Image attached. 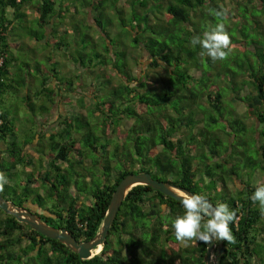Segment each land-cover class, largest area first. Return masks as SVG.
Masks as SVG:
<instances>
[{"label":"trees","instance_id":"obj_1","mask_svg":"<svg viewBox=\"0 0 264 264\" xmlns=\"http://www.w3.org/2000/svg\"><path fill=\"white\" fill-rule=\"evenodd\" d=\"M105 1L88 0L85 4L90 10L99 11L97 15L92 11L96 26L95 18L107 12ZM110 1L115 12L112 21L107 22L110 27H116L115 23L120 26L123 40L114 45L107 36L109 26L104 31L98 25L103 47L92 46L78 59L73 58L77 69L90 74L84 87L90 85L94 90L87 95L86 90L71 87L72 78L58 73L53 64H36L37 71L32 75L26 64L12 65L11 55H6L11 46L17 45L15 39L12 40L15 43L10 41L16 29L11 22L20 16L33 14L32 20L38 27L51 24L49 34L43 39L47 45L57 48L64 44L69 29L62 24L57 28L52 21L55 17L62 20L72 9L69 4L73 6L74 0H0V94L11 87L13 92H22L18 94L30 113L35 115V107L39 109L34 118L30 114L36 125L30 138L17 139L20 124L14 121L8 105L0 107V172L8 179L0 195L37 214L47 224L64 227L81 241L90 239L97 231L119 179L128 172L145 171L154 179L206 195L215 205L226 203L236 211L237 220L230 225L236 242L214 241V262L211 264H264L263 212L250 198L261 183L251 186L247 183L249 177L243 179V175H233L238 167L234 158H243L246 163L248 160L241 149L233 151L229 142L232 141L230 126H224L221 138L226 143L220 151L212 145L208 147V153L214 156L212 163L206 162L207 158L200 159V151L197 153V144L202 147L208 145L209 139L214 141L209 138L210 132L199 128L198 123L206 119V108L218 111L222 103L220 86L224 84L234 99L243 98L249 116L254 118L256 142L250 163H256L264 171V142L260 138L264 136L262 48L258 47L260 53L255 56L245 55L237 66L232 67L228 64L239 60L238 55H232L247 51L244 46L251 44L253 47L254 41L231 38L235 54L216 62L202 56L199 46L191 45L195 32L189 16H194L196 11L200 14V9L211 18L212 10L226 9L227 13H232L231 7L225 8L223 0H122L120 6L116 5L117 0ZM163 1H166L162 5L167 26L158 28L156 23L150 22L153 17L148 5L157 4V9L158 3ZM257 1L264 7V0ZM55 3L58 9L54 8ZM241 3L237 0L232 6L240 23L244 18V14L238 12ZM262 7L260 11L264 10ZM123 14L128 16L127 22ZM77 20L79 26L71 32L82 33L85 38V24ZM213 24L200 30L201 35L215 27ZM59 31L63 36L57 35ZM126 34L140 50L139 56L147 53L144 63L147 67H140L139 74H132L129 69L130 49L125 41L128 40ZM69 41L72 44L74 40L70 37ZM252 53H255V47ZM143 62L144 59H139L140 64ZM191 67L199 71L196 77L190 73ZM158 68L163 69L161 73ZM35 73L41 78L34 80ZM75 75L80 82L83 80ZM66 79L71 86L62 93L60 88ZM147 79L151 80L147 82ZM244 85L247 93L237 98ZM202 96L206 103H202ZM35 102L38 103L35 105ZM198 112L200 114L194 118ZM128 118L130 124L122 128V120ZM207 118L210 122L216 119L212 114ZM32 124L29 123V129ZM232 156V162H224ZM223 163L226 168H222ZM214 169L217 174L213 173ZM111 170L116 171L112 178L109 177ZM23 171H27L23 179H12ZM233 177L240 185L235 186L233 195L225 196L230 191L226 180ZM204 186L207 188L203 189ZM82 194L88 195V202L78 201ZM32 196L36 206L32 204L34 201L31 202ZM183 212L181 201L147 184H134L121 200L99 251L79 259L76 252L57 239L40 234L0 209V264H204V242H193L185 247L175 239L171 222ZM145 240L150 245L143 247ZM219 246H222L220 253L217 252ZM140 254H144L143 258Z\"/></svg>","mask_w":264,"mask_h":264},{"label":"rangeland","instance_id":"obj_2","mask_svg":"<svg viewBox=\"0 0 264 264\" xmlns=\"http://www.w3.org/2000/svg\"><path fill=\"white\" fill-rule=\"evenodd\" d=\"M91 1L92 0H90V2ZM96 1L97 0H94V2ZM98 1H102V0H98ZM235 1L237 0H223L225 8L231 7L232 13L228 12L227 16L222 21L220 17L215 15L217 10L216 11L212 10L213 12L212 18L211 16H205L204 14H202L201 12L202 9H200V14H198V12L196 11L194 12V16H189L190 21L193 23L191 26L195 32V33H192L193 36L201 35V31L205 30L206 27L213 22H214L213 25H216L218 22H223L226 25V30L228 34L230 35V38H232L233 40L245 41L247 39V41H249L250 43H251V40L255 42L253 45V47H255V53H252L253 47L251 46V44H248L247 47L244 46L247 51L245 52L237 51L236 54L233 51L235 49L231 47L232 51L230 55L234 53L235 55H232V56H236V55L239 56V60L237 59V61H235L233 64H228L229 66H232V67L237 66L240 63V60L243 59L245 55L253 54L255 56V54L260 53V48L258 47H261L262 48L261 52L264 53V10L261 9L260 11L259 8L262 7L260 2L257 0L256 1L255 0H243V1L239 0V2H242V3L240 5V8L238 9V12L240 10L241 13L244 14L243 22L240 23L237 18L238 15H236V10L232 8L233 3ZM86 2H88V0H74L73 6L69 4V7H71L72 9L65 13L66 16H64L62 20L61 18L57 19L58 17H55V19H57L56 22L52 21V24L55 25L57 28L59 26L61 27V24H62L64 25V27L66 26L69 29L68 30L69 33L67 32L65 34L66 42L64 44H60L57 48H55L53 45L52 46L47 45L43 40L46 38L47 34H49L51 30V24L44 23L42 24L41 27H38L36 23H34L32 20L34 18L33 14L27 15L26 17L20 16L19 18L13 20L11 24H15L16 29L13 30V34H12L13 39H10V41L15 39L18 42H17V45H13V47L11 46L6 51V55L7 54L11 55L10 57L11 64L13 65L14 63H20V62L22 63V65L23 63L26 64L25 67H28V69L31 70L32 75H33V72L37 71V69H35L36 64H39L41 66H44V64L47 66L53 64L54 67L58 70V73L60 72L61 75L66 76V77L69 76L72 78V86L70 85V81L68 79H66V81L63 83V85L60 88V91H62V93L64 92L66 88L71 86L81 91L86 90L87 92L85 93L87 95H91V91L94 90V88L92 89L90 85L88 86V88H86V86L84 87V85L90 79V74L88 73L89 74L88 75L86 70L80 71L79 69L75 67L74 57L78 59V56H80L81 53L88 51V49L92 48V46L95 48H99V49L103 47L104 42L102 39L99 38L100 30L98 28V25L104 31L106 30V28L108 29V26H109L110 31L107 30V36L113 40L114 45L120 44L121 40L123 39L120 37V35L122 34L119 33L120 26H118L117 23H115L116 27L115 26L110 27L111 25L109 24V22H107V20L112 21V15H114V12H115V10L113 9L114 7L110 5L111 1L106 0L105 1L106 3H104L106 11H107L105 13L106 16L101 15L100 18H95L97 26L94 24V21L92 20V11L96 13V15L98 14L99 11L90 10L89 6H85ZM165 2L166 1L158 3L160 4V6L159 7L157 6V9H156L157 4L148 5L152 13V17H153V19L150 22L156 23L158 28L167 26L165 25V19H163L165 17V12H164L162 4H164ZM107 3L110 6H106ZM121 4H122V0L116 1L117 6H120ZM55 7H56L55 9H57L58 4ZM126 8L128 9V6ZM110 14L111 16H109ZM123 16L125 18L124 21L127 22L128 19L126 17L128 16H126L125 14H123ZM76 18L79 19L83 24H85V27H84L85 30H83L84 33L87 32L85 38L82 33L77 32L75 34L71 32V29H74V27L77 28L79 26V22ZM43 34H44V37L42 36ZM57 35L63 36V33L59 31ZM57 35H55L54 37L56 38ZM126 35H127L126 37H128V34ZM73 36H75V39L74 38L72 39ZM70 37L72 41L74 40L73 41L74 43L72 42V44L69 41ZM83 38H84V41H83ZM125 41L127 42L128 44L127 46L130 49V52L128 53V59H129L128 63H129L130 72L132 74H135V73L139 74L140 67L142 66L144 68L147 67L146 65H144V63H146L145 60L148 58L147 53L143 52L142 55L139 56L138 53H140V50L136 47L135 44H132L131 39L128 37V40L126 39ZM12 42L15 43L14 41ZM88 43H91V45L89 46ZM134 58L135 59L137 58L138 60L133 61ZM139 59L141 60L144 59V62L142 63L143 65L139 63ZM105 67H106V70L108 71L109 68L107 66ZM157 70H161L160 71L161 73L163 69L158 68ZM190 73H192L196 77L199 74V71L191 67ZM75 74H77L83 80L80 82L75 77L76 76ZM37 78H41V77L35 73L34 80H36ZM221 78L222 76H220V79ZM77 80L79 81L78 86H77ZM149 80L151 79H147V82H149ZM36 85L37 84L34 83V86ZM10 89L11 87H7L0 94V97H1L0 107H4L6 105L9 106L10 113L13 115L15 119L14 121H17L16 123H18V125L20 124L19 129L21 130L19 134H17L18 136L17 139H22L24 137H28L30 132L33 131L36 125H35V122L32 121V118L30 116V114L32 113H30L27 106L25 105L24 99L21 98V96L18 94L22 92L18 90L13 92L14 90L12 91ZM220 90L222 93V96H221L222 103L219 106L218 111H213L211 110V108L210 109L206 108V112H204L206 119L205 120L202 119L201 122L198 123L199 128L206 129L208 133L210 132L209 135L211 136H209V138L212 137L214 140L212 143V140L209 139L207 146L204 145L201 147L200 144H197V153L200 151L198 156L200 159L207 158L205 161L206 162L210 161L212 163V161L214 160V156H210V154L208 153V147L212 145L218 151L222 149V147L224 146L226 142L224 138H221V136H224L222 133H224L225 124H228L230 126L229 132L232 135V139H231L232 141H229L231 142V144L230 143L229 144L233 147L234 152L235 150L241 149L242 153L244 154V157L247 158L248 163L244 162L243 158L237 159V157L234 158L233 156L231 158H228L227 161H224V162L229 164L230 162L233 161L230 159L234 158V161L236 160L238 162V167L236 168L235 174L233 175H235L236 177L237 176L241 177L243 175L242 176L243 179H246L245 176L249 177L247 178V183L251 184V186L256 185L257 183H264V171L261 170L259 165H257L256 163H250L251 159L254 156V143L256 142V137H255L256 131H254V123L252 122L254 118L249 116L248 109L245 103L243 102V98H240V99L238 98L239 96H244L247 93V88L244 85V87L240 89L239 95H237L238 99L233 98L232 96L233 94H231L230 90L224 84L220 86ZM15 93H17L18 95L15 96L14 95ZM33 96L34 95L30 96L32 101L35 100ZM42 99L44 100L43 96H42ZM42 99H40L39 101H41ZM201 101L202 103H206L204 96H202ZM38 102H35V105ZM196 104L197 105L199 104L198 100L196 101ZM35 108H36L35 109V115H36L39 113V109L37 107ZM184 113H186L185 110H184ZM199 114H200L199 112L197 114H194V118H197ZM210 114H212V116L216 118L214 122H210L209 119L207 118V116ZM35 115L32 114V117L34 118ZM130 122H131V119L129 118L126 120L123 119L121 123V127L122 128L127 127L130 124ZM29 123H33L30 129H29ZM210 129L211 131H209ZM192 131H194V128ZM216 131H218V133H216ZM187 132H189V130L186 131V133ZM235 135L236 137L234 138ZM260 138H261V142H264V136ZM225 154L226 152L222 153L220 158L221 157L223 158ZM85 162H87L86 164H88L87 160H85ZM223 167L226 168L225 163L222 164V168ZM25 172L27 171H23V173H17V175H14V177H12V179L14 180L16 179L17 181L18 179H21V178L23 179ZM213 173L217 174L218 173L217 169H214ZM115 174H116V171L111 170L109 177L112 178V175H115ZM210 184H212V182H210ZM226 185L230 189V191H228L226 194H224L223 192L222 195L223 194L225 196H228L230 194L233 195L234 194L233 190L235 186L237 187L238 185H240V182L238 181V179L233 177L230 180H226ZM204 188H207V186H204L203 189ZM70 191L72 192L71 189ZM32 201H34L32 204L36 206L37 202L35 201L34 196L31 197V202ZM78 201L88 202L89 197L86 194H82V196L78 197ZM30 208H32V206H30ZM36 211L39 213L41 212L40 210H36ZM261 223L264 226V212L262 215ZM148 245L150 244L146 240L142 243L143 247H146ZM162 245L165 247L163 242H162ZM154 254H155V251H154ZM143 255L144 254H140L139 256L143 258ZM212 261L214 262V257H212ZM128 264H131V263H128Z\"/></svg>","mask_w":264,"mask_h":264},{"label":"clouds","instance_id":"obj_3","mask_svg":"<svg viewBox=\"0 0 264 264\" xmlns=\"http://www.w3.org/2000/svg\"><path fill=\"white\" fill-rule=\"evenodd\" d=\"M55 6L56 3L54 8ZM227 14L226 9L215 13L221 21ZM190 43L193 47L199 46L201 55L209 57L213 62L227 60L232 51L231 38L223 22H218L215 27L202 35L193 36ZM7 183V177L0 172V192L4 191ZM250 198L253 203H258L261 211L264 212V183L256 187ZM180 201L184 212L172 220L171 226L176 241L181 245L188 247L198 241L205 244L213 241H225L227 244L236 242L230 225L237 220V213L226 203L213 205L206 195L193 193H184ZM212 257H214L213 252L210 264L213 263Z\"/></svg>","mask_w":264,"mask_h":264},{"label":"water","instance_id":"obj_4","mask_svg":"<svg viewBox=\"0 0 264 264\" xmlns=\"http://www.w3.org/2000/svg\"><path fill=\"white\" fill-rule=\"evenodd\" d=\"M138 183L147 184L151 188L169 195L178 201H180V197L184 193H192L185 188L171 184L167 181L154 179L150 177V174L148 172L145 171L128 172L119 179L113 191L111 192L109 201L107 203L105 212L97 231L90 239L81 241H77L68 231H66L64 227L58 228L53 225L47 224L37 214L32 213L30 210L26 209L23 206L15 205L11 201L3 199L1 195L0 209L4 213L12 215L17 221L28 225L30 228L39 232L40 234L49 238L57 239L59 242L66 245L71 251L76 252L79 259H85L92 255L91 250L96 246L99 245V249L101 248L106 232L116 214L119 204L121 203V200L123 199L126 191L132 185ZM212 204L215 205L214 203ZM214 246V241L205 245L202 257L204 264H210L211 254ZM221 251L222 246H219L217 248V252L220 253Z\"/></svg>","mask_w":264,"mask_h":264},{"label":"bare ground","instance_id":"obj_5","mask_svg":"<svg viewBox=\"0 0 264 264\" xmlns=\"http://www.w3.org/2000/svg\"><path fill=\"white\" fill-rule=\"evenodd\" d=\"M99 247H100V246L98 245V246H96L94 249H92V250H91L92 254L98 252V251H99Z\"/></svg>","mask_w":264,"mask_h":264}]
</instances>
